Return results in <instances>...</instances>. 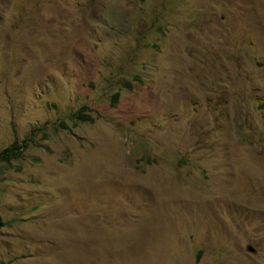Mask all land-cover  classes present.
Instances as JSON below:
<instances>
[{
    "label": "rangeland",
    "instance_id": "obj_1",
    "mask_svg": "<svg viewBox=\"0 0 264 264\" xmlns=\"http://www.w3.org/2000/svg\"><path fill=\"white\" fill-rule=\"evenodd\" d=\"M28 138L0 264H264V0H0V150Z\"/></svg>",
    "mask_w": 264,
    "mask_h": 264
},
{
    "label": "trees",
    "instance_id": "obj_2",
    "mask_svg": "<svg viewBox=\"0 0 264 264\" xmlns=\"http://www.w3.org/2000/svg\"><path fill=\"white\" fill-rule=\"evenodd\" d=\"M136 80H139L138 76H134L131 80H125L124 86L131 89L134 85V81ZM119 97H120V92L116 91L112 95L111 104L116 105L119 100ZM87 110L88 107L84 105L76 112H73L72 117L74 119V122L93 121L94 120L93 115ZM59 125L65 128H70V124L67 123L65 120L60 121ZM40 132H42V129L36 127L35 130L31 133L30 137H36ZM32 143H33L32 138L24 139L21 141H13L10 145L0 150V164L12 165L13 161L24 158L26 155V151L29 149ZM4 225L5 222L2 220V217L0 215V227Z\"/></svg>",
    "mask_w": 264,
    "mask_h": 264
},
{
    "label": "water",
    "instance_id": "obj_3",
    "mask_svg": "<svg viewBox=\"0 0 264 264\" xmlns=\"http://www.w3.org/2000/svg\"><path fill=\"white\" fill-rule=\"evenodd\" d=\"M249 249H253L252 246Z\"/></svg>",
    "mask_w": 264,
    "mask_h": 264
},
{
    "label": "clouds",
    "instance_id": "obj_4",
    "mask_svg": "<svg viewBox=\"0 0 264 264\" xmlns=\"http://www.w3.org/2000/svg\"><path fill=\"white\" fill-rule=\"evenodd\" d=\"M10 145V144H9Z\"/></svg>",
    "mask_w": 264,
    "mask_h": 264
}]
</instances>
